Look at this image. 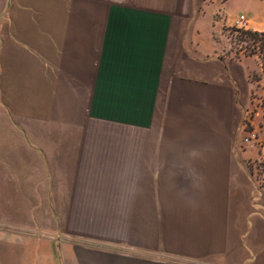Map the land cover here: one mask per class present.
Instances as JSON below:
<instances>
[{
	"label": "crops",
	"instance_id": "0c3cea01",
	"mask_svg": "<svg viewBox=\"0 0 264 264\" xmlns=\"http://www.w3.org/2000/svg\"><path fill=\"white\" fill-rule=\"evenodd\" d=\"M228 1L0 0V264H264Z\"/></svg>",
	"mask_w": 264,
	"mask_h": 264
},
{
	"label": "rangeland",
	"instance_id": "374dc122",
	"mask_svg": "<svg viewBox=\"0 0 264 264\" xmlns=\"http://www.w3.org/2000/svg\"><path fill=\"white\" fill-rule=\"evenodd\" d=\"M227 14L231 18L255 17V20L264 27V0H229L227 5ZM239 21V20H238ZM248 24L247 18L241 23H235L237 28H245ZM229 27L222 28V36L219 45L224 49L226 56L240 58L243 56L254 57L257 62V68L251 75L253 85L249 105L243 116V130L240 133V139L237 148L240 151H248L249 158L247 165L254 174L257 183L264 187V71L260 66V60L255 55L247 54L245 42L236 40V33H231ZM246 53V54H245ZM247 140V141H246ZM40 228V232H41ZM38 256L36 264H68L67 243L60 241H50L40 233L38 240Z\"/></svg>",
	"mask_w": 264,
	"mask_h": 264
},
{
	"label": "trees",
	"instance_id": "16d2710c",
	"mask_svg": "<svg viewBox=\"0 0 264 264\" xmlns=\"http://www.w3.org/2000/svg\"><path fill=\"white\" fill-rule=\"evenodd\" d=\"M228 30L231 33H236L235 37L239 42H245L246 53L249 55H255L260 60V66L264 71V32H258L252 29L229 27ZM245 53V54H246Z\"/></svg>",
	"mask_w": 264,
	"mask_h": 264
},
{
	"label": "built area",
	"instance_id": "2783aa9c",
	"mask_svg": "<svg viewBox=\"0 0 264 264\" xmlns=\"http://www.w3.org/2000/svg\"><path fill=\"white\" fill-rule=\"evenodd\" d=\"M244 20H245V17H244V16H240L238 23H241V22H243ZM241 129L243 130V123H242V125H241ZM246 141H247V140H246Z\"/></svg>",
	"mask_w": 264,
	"mask_h": 264
}]
</instances>
